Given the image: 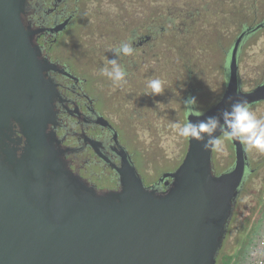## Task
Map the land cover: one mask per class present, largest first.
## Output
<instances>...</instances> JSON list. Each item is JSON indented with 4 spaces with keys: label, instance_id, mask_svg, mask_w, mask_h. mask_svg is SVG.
<instances>
[{
    "label": "flooded vegetation",
    "instance_id": "af4514ba",
    "mask_svg": "<svg viewBox=\"0 0 264 264\" xmlns=\"http://www.w3.org/2000/svg\"><path fill=\"white\" fill-rule=\"evenodd\" d=\"M23 20L53 65L48 76L58 96L49 129L71 169L101 192L121 187L125 162L146 187H169V173L189 148L172 125L220 102L233 59L239 91L264 85V0H27ZM127 41L135 51L119 58L128 82L117 87L100 70L114 58L111 49ZM150 79L162 81V94L145 95ZM189 96L198 101L191 111L184 106ZM248 105L264 118V97ZM244 154L223 242L236 232L240 254L264 211V153ZM235 161L233 141L212 152L217 174Z\"/></svg>",
    "mask_w": 264,
    "mask_h": 264
},
{
    "label": "water",
    "instance_id": "95a60500",
    "mask_svg": "<svg viewBox=\"0 0 264 264\" xmlns=\"http://www.w3.org/2000/svg\"><path fill=\"white\" fill-rule=\"evenodd\" d=\"M27 0H0V264H217L245 170L217 174L212 152L189 138L163 191L125 162L121 187L98 191L69 166L55 131L58 89L25 24ZM231 97V101L229 98ZM264 97L238 90L236 60L215 115L232 101Z\"/></svg>",
    "mask_w": 264,
    "mask_h": 264
},
{
    "label": "clouds",
    "instance_id": "9594fccd",
    "mask_svg": "<svg viewBox=\"0 0 264 264\" xmlns=\"http://www.w3.org/2000/svg\"><path fill=\"white\" fill-rule=\"evenodd\" d=\"M114 58L109 59L101 68L103 76L107 77L117 87L127 84L128 72L119 62L121 56L133 55L135 49L130 41L121 42L111 49ZM145 95L162 94L163 83L160 79L147 81ZM231 101V97L229 98ZM195 96L184 100V106L193 110L197 104ZM173 129L180 137L190 138L201 143L206 151H221L224 141H238L246 152L257 150L264 153V118H258L251 110L246 99L232 101L228 107L218 114L208 115L204 119L190 120L182 125L174 123Z\"/></svg>",
    "mask_w": 264,
    "mask_h": 264
},
{
    "label": "rangeland",
    "instance_id": "374dc122",
    "mask_svg": "<svg viewBox=\"0 0 264 264\" xmlns=\"http://www.w3.org/2000/svg\"><path fill=\"white\" fill-rule=\"evenodd\" d=\"M225 162L223 167H227ZM229 234L217 257V264H264V211L256 224L255 231L248 245L241 254L238 238Z\"/></svg>",
    "mask_w": 264,
    "mask_h": 264
}]
</instances>
